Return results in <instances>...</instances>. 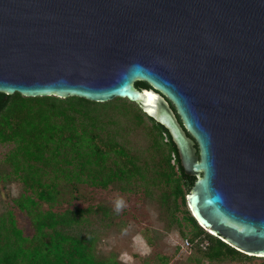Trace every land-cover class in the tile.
<instances>
[{
	"label": "water",
	"instance_id": "95a60500",
	"mask_svg": "<svg viewBox=\"0 0 264 264\" xmlns=\"http://www.w3.org/2000/svg\"><path fill=\"white\" fill-rule=\"evenodd\" d=\"M14 91L136 102L194 175L197 222L264 256V0H0Z\"/></svg>",
	"mask_w": 264,
	"mask_h": 264
},
{
	"label": "trees",
	"instance_id": "16d2710c",
	"mask_svg": "<svg viewBox=\"0 0 264 264\" xmlns=\"http://www.w3.org/2000/svg\"><path fill=\"white\" fill-rule=\"evenodd\" d=\"M135 85L149 86L144 80ZM111 107L143 125L149 138L143 155L119 139L108 119H99L98 111ZM0 143L8 144L0 156V182H21L13 202L32 226L24 233L11 208L0 211V264H115L96 254L95 236L84 226L92 222L84 213L90 208L70 207L82 195V183L120 189L143 183L146 193H157L169 224L182 235L184 225L191 227L187 247L209 262L259 257L237 250L197 222L186 202L194 175L184 172L168 130L126 97L94 101L0 92ZM59 203L68 206L54 208Z\"/></svg>",
	"mask_w": 264,
	"mask_h": 264
},
{
	"label": "rangeland",
	"instance_id": "374dc122",
	"mask_svg": "<svg viewBox=\"0 0 264 264\" xmlns=\"http://www.w3.org/2000/svg\"><path fill=\"white\" fill-rule=\"evenodd\" d=\"M98 113L99 119H108L110 126L117 129L119 139L133 145L142 155L147 152L149 138L143 125L135 124L122 110L112 107ZM7 148L8 144L0 143V156ZM130 186L120 189L110 184L103 188L82 183V195L70 203V207L74 204L90 208L84 210V213L92 222L84 226L92 229L90 233L95 236L94 249L98 257H109L115 264H264V258L260 256L245 261L222 259L209 262L196 250L183 245L191 227L184 225L186 234L182 235L175 224H169L167 213L158 202L157 193H146L143 183ZM20 190L21 182L18 180L0 182V211L11 208L18 226L24 233H31L29 218L13 202V197ZM117 195L125 200V206L119 212L114 207ZM66 206L68 203H59L54 208ZM96 207L98 210L94 211ZM176 214L181 216L180 211Z\"/></svg>",
	"mask_w": 264,
	"mask_h": 264
},
{
	"label": "clouds",
	"instance_id": "9594fccd",
	"mask_svg": "<svg viewBox=\"0 0 264 264\" xmlns=\"http://www.w3.org/2000/svg\"><path fill=\"white\" fill-rule=\"evenodd\" d=\"M125 206V200L122 196L117 195L114 198L115 211L119 212Z\"/></svg>",
	"mask_w": 264,
	"mask_h": 264
},
{
	"label": "built area",
	"instance_id": "2783aa9c",
	"mask_svg": "<svg viewBox=\"0 0 264 264\" xmlns=\"http://www.w3.org/2000/svg\"><path fill=\"white\" fill-rule=\"evenodd\" d=\"M206 243H207V242L204 241V242H202L201 244L204 246ZM188 244H189V240H188L187 238H185V239H184V242H183V245H184V246H187Z\"/></svg>",
	"mask_w": 264,
	"mask_h": 264
}]
</instances>
